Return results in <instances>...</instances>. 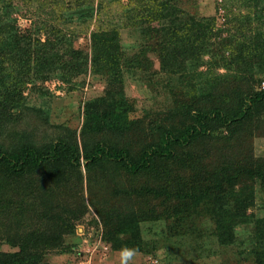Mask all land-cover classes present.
Listing matches in <instances>:
<instances>
[{"label": "trees", "instance_id": "trees-1", "mask_svg": "<svg viewBox=\"0 0 264 264\" xmlns=\"http://www.w3.org/2000/svg\"><path fill=\"white\" fill-rule=\"evenodd\" d=\"M17 1L37 2L35 14L48 17L64 9L62 0ZM104 1L73 0V38H88L87 66L74 70L63 53L44 48L70 40L67 26L34 23L20 32L8 17L11 1L0 0V241L17 249L0 252V264H40L72 230L69 216L85 212L100 220L98 239L112 251L142 253L141 224L164 220L173 253L199 256L201 216L212 222L204 237L211 251L210 240L216 244L217 264H264V155L251 152L253 137L264 138V0H223L230 14L225 36L212 16H192L176 1L127 0L116 8ZM121 30L139 41L129 57ZM73 55L82 62L80 52ZM150 55L165 110H152L147 121L129 119L130 104L120 109L127 103L123 74L151 76ZM83 72L99 79L103 95L79 109V144L73 132L38 144L17 135L26 85L54 77L68 83ZM35 112L48 123L46 112ZM4 132L13 137L3 140ZM80 160L86 197L73 199V180L82 190ZM52 187L66 201L64 217ZM28 197L42 210L32 203L26 210Z\"/></svg>", "mask_w": 264, "mask_h": 264}, {"label": "rangeland", "instance_id": "rangeland-1", "mask_svg": "<svg viewBox=\"0 0 264 264\" xmlns=\"http://www.w3.org/2000/svg\"><path fill=\"white\" fill-rule=\"evenodd\" d=\"M10 1L12 9L8 17L15 19V25L20 32L29 28L34 23L35 25L37 23L40 24L41 29H48L49 27L55 26L62 31H65L64 25L67 26L69 29V33L67 32V34L71 35L69 37L70 40H67L63 44H55L53 46L45 45L44 48L63 53L65 61L68 60L73 63L74 70L78 66L81 69L86 68L87 65L83 58L88 54V38L87 35L85 36L83 34L77 36L75 39L73 38V24L78 23V12L73 8L75 4L73 0H62L64 9H61L53 17H48L40 12L35 14V8L37 7L35 4L37 2L32 4L31 1V4H29L24 2L19 3L17 0ZM170 1H176L180 9L197 18L212 16L215 29L222 31V36L226 35L225 31L229 27L228 18L230 14L228 13L229 7L221 5L223 0ZM116 3L125 5L127 0H105L104 7L106 5L111 8H116ZM239 4L240 2L238 3V7ZM244 5L245 2H241V6L243 7ZM231 11H235V8L232 7ZM92 25L90 28H92ZM70 29H72V33ZM41 31L43 32V30ZM41 38L43 37L41 36ZM120 38L121 50L125 56L129 57L135 52L137 46L139 47V41L133 38L132 35L129 36V33L125 30L120 31ZM73 51L80 52L79 58H82V62L76 59ZM150 58L153 61V68L155 70L151 76L148 77V75H145V77H142V74H139V76L132 74L130 76L125 72L123 74L122 91L127 103L122 105L120 109L121 111L125 110L127 105L130 104L129 119L135 120L140 118L147 121L152 117V110H165L163 88L158 81L161 75L156 73L157 62L155 57L150 55ZM200 70H204V66L200 67ZM36 87L41 88L43 93L39 94L35 90ZM255 87L257 88L258 86L256 85ZM102 92L103 84L99 79L92 77L88 73L84 74V72L71 78L68 83L55 77L43 82L33 80L26 85V90L24 91L27 99L26 110H22L17 119V124L12 129L18 132L17 135L24 134L30 137L36 144L54 140L59 136L62 137L73 132L75 134V140L79 144L78 130L84 119L79 109L86 102L103 95ZM40 101H43V103ZM37 109L47 113L48 123L42 121L41 115L35 112ZM9 134L8 132H4L2 134L3 140L6 141L8 136L10 138L13 137ZM253 138L251 141L253 157L263 156L264 138ZM80 162L81 165L78 171L81 174L82 190L80 192L78 183H75L76 181L73 180V188L69 184L73 199H78L80 195H82L83 199L86 197L84 167L81 160ZM73 173L75 175L76 172ZM42 180L44 181V178ZM58 188L52 187L51 194L55 196L52 198L53 205L55 207L59 206L56 211L61 213V209L64 208L66 201L58 196ZM32 199L30 200L28 197L23 201V206L26 210L30 211L32 209L29 205L30 203H32L33 209H36L35 205L38 204V207L40 206V210H42L40 203L34 197ZM73 199H70L69 203L73 202ZM69 208L71 209L72 207L69 205ZM252 212H255V210ZM61 215L64 217L63 213ZM70 217L68 218L70 220L68 223H71L72 230L66 234L61 233L62 243L60 247L56 249L49 248L47 251H44L45 253L42 255L40 264H217L216 262H218L216 257V253L218 252L216 244L210 240V244L213 247V251H211L208 248V239L205 240L204 237V232L212 226V222H206L207 219L201 216L197 220L199 224L197 225V231L200 233L198 236L200 243L197 244L199 247L196 246V249L201 251L199 256L196 254L190 256L189 254L181 255L173 253V249L168 245L175 238L171 237L167 239L169 236L167 234V225L162 220L141 224L142 233L140 234V238L144 245V251L142 253H134L131 259L128 260L122 258L121 251L109 250L108 244H104L98 239L99 231L97 228L100 227L99 224L101 222H99L100 220L97 217H93L91 214L88 215L86 212L78 220H73ZM46 224L44 225L46 226ZM153 242L158 243L159 247H156V244H153ZM67 246L70 247L68 251H61L65 250ZM175 247L177 246L175 245ZM16 250V248L10 247L0 241V252H15Z\"/></svg>", "mask_w": 264, "mask_h": 264}, {"label": "clouds", "instance_id": "clouds-1", "mask_svg": "<svg viewBox=\"0 0 264 264\" xmlns=\"http://www.w3.org/2000/svg\"><path fill=\"white\" fill-rule=\"evenodd\" d=\"M134 255V250L131 249H124L121 253V256L124 260L131 259V257Z\"/></svg>", "mask_w": 264, "mask_h": 264}, {"label": "built area", "instance_id": "built-area-1", "mask_svg": "<svg viewBox=\"0 0 264 264\" xmlns=\"http://www.w3.org/2000/svg\"><path fill=\"white\" fill-rule=\"evenodd\" d=\"M261 89H264V83L261 82L260 86Z\"/></svg>", "mask_w": 264, "mask_h": 264}]
</instances>
